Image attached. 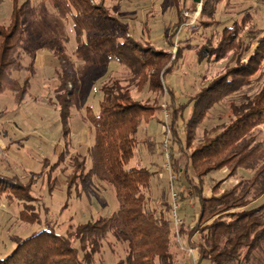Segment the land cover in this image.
<instances>
[{"label":"trees","instance_id":"1","mask_svg":"<svg viewBox=\"0 0 264 264\" xmlns=\"http://www.w3.org/2000/svg\"><path fill=\"white\" fill-rule=\"evenodd\" d=\"M48 1L60 18L72 20L77 40L74 54L79 61L102 68L114 59L130 72L132 85L141 90L147 88L156 100L150 104L137 99L130 87L117 80L102 86L99 113L90 117L95 130L93 144L88 149L91 168L87 169L88 157L72 153L67 139L64 151L55 163L49 159L42 162L46 171L50 166L47 172L50 188L57 185L58 179L53 174L70 158L72 171L67 179L68 192L78 191L74 180L78 177L85 189L93 178H98L113 186L119 209L108 217L71 225L65 234H58L52 225L34 232L17 240L6 256H0V264H91L101 253L103 241L109 233L128 246L125 259L118 264H192L190 259H186V263L182 260L178 252L181 248L179 238L184 242L183 247L197 249L199 264L207 259L211 264L248 262L264 244V203L250 208L254 201L253 190L264 177V143L258 140L259 126L264 124V88L253 99L244 97L241 105L232 106L234 118L228 126L218 125L204 133L199 145L195 146L194 142L196 129L202 126L209 112L220 102L249 87L255 74L261 70L264 28L253 30L252 15L248 13L241 22L235 21L219 30L221 25L215 18V11L222 3L231 0H202L201 13L190 25L191 19L184 12H196L197 4L193 0L189 6L182 4L178 8L177 28L167 39L170 49H164L150 43L143 44L129 36L122 25L119 27L121 33L115 34L111 25H120L117 18L94 0ZM13 3L9 23L0 24V95L11 91L16 104L20 105L28 95L31 78L36 74L34 61L24 66L21 54L23 25L31 23L34 9L30 0L22 3L13 0ZM185 24L191 29L212 30L206 42L192 43L186 37H180V28ZM64 43H68L67 38L41 39L39 49L48 52L59 64L54 70L59 85L49 103L60 115L63 135L69 137L68 121L75 78L70 71L71 57ZM190 53L194 54L197 65L206 66L205 74L200 76L204 85L181 104L165 78ZM225 60L228 64L224 72L208 79V66ZM21 71L28 72L23 82L14 77ZM164 98L166 104L169 103L171 143L168 152L175 177L170 192L177 197L174 201L179 206L178 210L175 208L176 216L182 221L177 226V233L171 197L162 204L160 211L149 206L151 200L146 192L151 190L150 183L156 173L149 171L148 167H127L139 147L138 131L143 121L149 122L161 112L160 101ZM186 108L189 113L185 119ZM161 123L165 124L163 118ZM177 153L179 158L175 157ZM181 159L184 160L183 167L178 165ZM224 169L228 170L229 179L238 176L242 169L253 172V175L247 183L240 182L225 190L219 181L212 185L209 195L205 194L204 180ZM32 180L23 184L0 176V198L5 196L23 202L20 219L23 223L37 224L40 215L34 211L36 205L33 202L36 200L31 194ZM189 202L197 210L192 215V225L186 221Z\"/></svg>","mask_w":264,"mask_h":264},{"label":"rangeland","instance_id":"2","mask_svg":"<svg viewBox=\"0 0 264 264\" xmlns=\"http://www.w3.org/2000/svg\"><path fill=\"white\" fill-rule=\"evenodd\" d=\"M26 0H18L22 3ZM34 9V16L31 23L23 25L24 42L21 54L24 66L35 63L36 74L31 78L28 95L22 104L17 105L14 94L6 91L0 95V176L14 180H19L23 184L32 179V193L36 205L34 211L40 216L39 222L26 223L20 219V212L23 209V202L17 199L0 198V256L5 254L15 246V242L26 238L34 232L44 228L55 227L58 234H65L68 228L73 225H82L98 220L101 217H108L119 209V202L113 186L102 182L98 178H93L88 189L81 185L80 178L74 179L78 191L75 189L68 192L67 179L72 171V161L68 158L53 174L57 177V185L50 188L47 171L43 169L44 159L57 161L58 156L64 151L66 139L71 143L72 153L88 157L87 169L91 168V160L88 156L89 146L93 143L95 130L90 121V117L99 113V102L102 99L101 88L104 84H111L113 80L120 81L123 86L130 87L133 96L141 101H148L154 104L156 98L153 94L138 89L131 84L130 72L114 59L102 68L88 66L75 57L77 40L73 31V22L70 18H60L56 10L48 0H30ZM96 4L104 5L109 10L111 16L117 18L120 25L113 23L111 29L115 34H120L119 27L124 26L127 34L141 41L143 44L150 43L160 48L170 49L168 36L173 34L177 26V11L182 4L189 6L193 0H94ZM13 0H0V24H8L13 10ZM201 5L196 6V12H184L190 20V25L194 17H199ZM215 18L220 22L219 30L223 26H231L233 22L241 20L249 13L252 15L251 25L253 30L264 28V0H231L218 6ZM187 13V14H186ZM196 18V19H197ZM189 24L180 28V37H186L192 43H204L206 37L211 33L209 29H191ZM248 26V27H249ZM222 27V28H221ZM56 38H67L68 43H64L69 57H71L70 71L75 78L73 102L70 108L69 137L63 135V124L60 115L53 104L49 103V98L54 95V89L59 85L55 68L58 62L45 50H40L41 39L52 41ZM176 38L174 41L176 43ZM175 51L176 44L172 47ZM173 51V52H174ZM184 62L170 73L165 79L168 87L177 93L178 102L186 103L188 98L195 94L204 83L201 81L205 74L206 66H199L194 54H187ZM228 60L220 63H212L208 66V79L215 78L222 74L226 68ZM28 72L21 71L14 74V77L21 82L24 81ZM72 87V86H70ZM264 88V63L261 70L255 74L252 84L243 88L240 92L225 99L216 105L207 115V118L198 129H196L195 146L203 140L205 132L215 129L218 125H227L233 120L232 106L241 105L243 98H252L259 94ZM53 98V97H52ZM35 100V101H33ZM161 112L156 113L149 122L143 121L138 135L140 144L135 150L132 159L127 164L128 168L148 167L155 176L152 178L151 190L147 191V197L151 200L150 207H156L159 211L162 204L171 197L173 204L172 216L174 218L176 233L177 226L182 222L177 219L175 209L174 194L171 191V181L174 175L171 167L173 162L169 157V148L165 143H171L169 135L165 134L166 115L168 120L170 115L165 98L160 101ZM189 108L185 110V119L188 118ZM85 127L89 131L86 133L89 145H82L78 141H73L72 136L78 134L80 127ZM167 127V125H166ZM86 129V130H87ZM169 126L167 127V131ZM81 130V129H80ZM170 131V130H169ZM168 131V132H169ZM72 133H74L72 135ZM259 139L264 143V124L259 126ZM167 138H169L167 140ZM75 142V147L73 142ZM169 154V155H168ZM190 154V153H189ZM180 154H175L179 158ZM169 157V158H168ZM179 166H184L181 159ZM34 175H36L34 177ZM253 175L251 171L241 170L238 176L228 178V170L224 169L209 175L204 181L205 194L209 195L212 185L222 181V190L243 182L247 183ZM174 185L176 183L174 182ZM253 203L250 208L264 203V177L254 188L252 193ZM30 203V202H29ZM195 205L189 202L187 209V224H194L192 215ZM179 210V215H181ZM178 215V214H177ZM180 250L178 251L182 260L190 259L192 264H199V254L194 250V258L184 242L179 238ZM101 253L96 255L91 264H118L125 259L128 246L119 242L112 233L106 236L103 241ZM250 260L242 261L240 264H264V244L261 249L255 252ZM189 260V261H190ZM200 264H211L208 259Z\"/></svg>","mask_w":264,"mask_h":264},{"label":"crops","instance_id":"3","mask_svg":"<svg viewBox=\"0 0 264 264\" xmlns=\"http://www.w3.org/2000/svg\"><path fill=\"white\" fill-rule=\"evenodd\" d=\"M81 129V130H80ZM79 131H78V134L76 135V137L73 135L74 133H72V138H73V141H78V143H81L82 145H89L91 142L90 140H88V136H87V132L89 131L87 128L85 127H80ZM87 129V130H86ZM72 141V142H73ZM74 146L75 147V142H73ZM93 144V143H92ZM92 144L90 146H92ZM89 146V147H90Z\"/></svg>","mask_w":264,"mask_h":264},{"label":"built area","instance_id":"4","mask_svg":"<svg viewBox=\"0 0 264 264\" xmlns=\"http://www.w3.org/2000/svg\"><path fill=\"white\" fill-rule=\"evenodd\" d=\"M186 14H187V13H186ZM197 16H198V15H197V13H196V17H194V20H196ZM194 20H193V21H194ZM167 117H168V114H167L166 117H165V118H166V123H165V130H164V131L167 133V135H169V132L167 131V127H168V122H169V121H167V120H168ZM166 125H167V127H166ZM168 130H169V129H168ZM168 139H169V138H167V140H168ZM167 143H168V142L165 143L166 149L168 148V144H167ZM168 155H169V154H168ZM168 158H169V157H168ZM173 196H174V201H176L177 197L175 196V194H174ZM175 208H177V204H176V203H175ZM188 251L191 253V255H192V257H193V256H194V253H195L194 250H192V249H188ZM193 258H194V257H193Z\"/></svg>","mask_w":264,"mask_h":264},{"label":"water","instance_id":"5","mask_svg":"<svg viewBox=\"0 0 264 264\" xmlns=\"http://www.w3.org/2000/svg\"><path fill=\"white\" fill-rule=\"evenodd\" d=\"M194 2H195L197 5H201V4H202V0H194Z\"/></svg>","mask_w":264,"mask_h":264}]
</instances>
